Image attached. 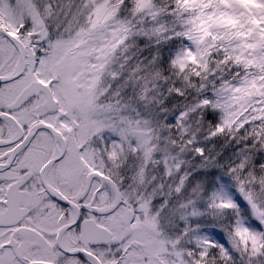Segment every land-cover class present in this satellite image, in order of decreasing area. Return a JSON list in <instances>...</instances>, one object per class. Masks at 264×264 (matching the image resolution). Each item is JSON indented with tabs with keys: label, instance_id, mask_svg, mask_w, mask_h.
Listing matches in <instances>:
<instances>
[{
	"label": "snow or ice",
	"instance_id": "1",
	"mask_svg": "<svg viewBox=\"0 0 264 264\" xmlns=\"http://www.w3.org/2000/svg\"><path fill=\"white\" fill-rule=\"evenodd\" d=\"M0 264H264V0H0Z\"/></svg>",
	"mask_w": 264,
	"mask_h": 264
}]
</instances>
